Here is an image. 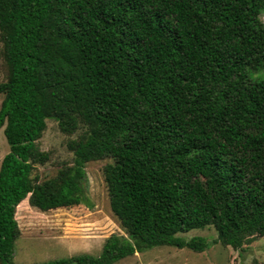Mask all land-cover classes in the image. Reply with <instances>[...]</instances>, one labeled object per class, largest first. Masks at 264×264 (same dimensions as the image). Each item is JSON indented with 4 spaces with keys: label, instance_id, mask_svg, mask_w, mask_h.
Here are the masks:
<instances>
[{
    "label": "trees",
    "instance_id": "1",
    "mask_svg": "<svg viewBox=\"0 0 264 264\" xmlns=\"http://www.w3.org/2000/svg\"><path fill=\"white\" fill-rule=\"evenodd\" d=\"M264 0H0V264L12 262L27 195L41 211L93 202L103 166L126 236L34 264H112L155 245L240 249L264 237ZM54 119L74 134L52 177L33 174Z\"/></svg>",
    "mask_w": 264,
    "mask_h": 264
},
{
    "label": "rangeland",
    "instance_id": "2",
    "mask_svg": "<svg viewBox=\"0 0 264 264\" xmlns=\"http://www.w3.org/2000/svg\"><path fill=\"white\" fill-rule=\"evenodd\" d=\"M264 21V13L261 15ZM2 41L0 39V51ZM6 80V67L0 54V81ZM2 95L0 94V102ZM74 134L60 131L54 119H46V128L36 141L37 147L48 152V159L34 164L33 174L39 178L52 177L64 162L73 160L67 147ZM9 146L0 128V162ZM109 159L85 164L87 193L93 205L71 206L41 211L29 202L27 195L16 207L20 236L15 240L12 262L15 264L43 263L76 253L98 255L104 239L112 233L126 236L109 208L104 183L103 166ZM185 239L202 236L208 246L201 252L187 247L155 245L126 256L112 264H264V237H257L240 249L222 245L212 225L192 228L179 233Z\"/></svg>",
    "mask_w": 264,
    "mask_h": 264
}]
</instances>
